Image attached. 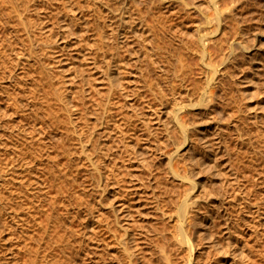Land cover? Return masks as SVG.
Listing matches in <instances>:
<instances>
[{
  "label": "rangeland",
  "instance_id": "obj_1",
  "mask_svg": "<svg viewBox=\"0 0 264 264\" xmlns=\"http://www.w3.org/2000/svg\"><path fill=\"white\" fill-rule=\"evenodd\" d=\"M48 1L49 4L43 3V6L47 7L45 12L50 11L48 8L51 4L54 6L58 1L62 6L64 0ZM118 1L121 4L122 0ZM181 1L183 2V0H129V3H136L135 6L133 5L135 9H132L137 12V15L139 14L142 22L140 21L139 24L136 19L135 24L128 18L131 24L128 22L124 27L127 38L120 39L123 40L122 45H124L120 48V52H124L125 48L129 49V52H122L124 67L123 65L118 69L112 67L117 70V75L115 72L114 75L121 85L117 89V95L121 94L117 97L112 95V99L108 97L110 92L106 61L95 62L92 55L94 47L90 45L95 42V36L91 32L86 33V36L79 40L76 26L68 32L67 28H63L68 20L59 21L57 27L51 15L49 19H44L46 20L44 31L49 34L46 39L50 45L44 48L40 59L38 55H32L31 59L28 55L25 68V56L10 51L6 32L0 25V59L4 56L5 63L10 68V72L8 68L3 69L6 74L1 82L3 88L0 86V219L4 224L0 226V264L22 263L25 257L22 249L28 241V235L36 236L37 231L36 226H29L33 221L31 215L35 217V222L42 219L46 224L47 213L38 214L35 208H30L31 201L46 199L48 195L45 191L55 193L58 187L60 188L59 197L54 203V217L60 222L54 223L57 227L54 236L58 233L64 235L68 230L69 233L67 232L64 237L69 242L65 244L67 247L54 245L41 247L40 250L46 254L54 253L56 257L62 256L61 249L66 250V253L69 250L72 252V258L74 257L72 264H92V251L98 253L103 251L102 249L99 251V248L93 250L95 236L100 239L104 236L103 227H101L103 223H98L97 219L100 218L99 216L101 219L113 216L115 213L113 207L121 208L122 214L128 212L125 220L131 224L130 227L135 235L141 239H144L142 234H145L147 229L174 228L173 221L163 218L155 209L158 202L167 214H174L184 188L188 186L186 182L180 181L168 172L165 156L169 152H173V155H176L174 154L176 152L180 153V156L176 155V165L180 168L183 166L187 169L192 168L197 187L208 192L204 194L205 198L200 199L201 202L207 200L216 203L211 210L212 218L209 220L212 222L208 229L212 238L211 240L203 239L198 245L193 264H232L233 262L264 264V0H235V2L217 0V5L222 12V27L220 32L209 36L211 40L209 44L217 46L210 48L211 52L216 51L210 52L213 55L211 59L214 60L213 58L216 57L217 60L214 61L217 62L221 55L217 54L225 50L228 52L231 45H234L235 49L231 60L218 64V81H214L211 86L213 91H217H215V97L218 98L215 100L216 105L214 104L215 107L218 105L216 112L212 110L215 109L214 106L212 109L209 108L208 112L201 111L198 106L194 108L186 106L183 112L189 122L196 121L200 128L199 131L190 133L189 145H179L180 140L175 133V128L172 131L173 137L175 135L174 139L172 137L170 140L165 135V124L169 121L165 113L167 114L166 110L173 106L176 97L179 101L183 100L185 104L186 101L188 102L187 98L189 101L193 98L191 95L195 94L193 96L196 98V91L200 89V86L205 85L203 76L206 71L203 69L200 57L199 60L196 57L199 56L200 51H197L199 47L194 43H197L194 37L202 33V30L206 31L213 26L212 22L205 21L206 16H213V7L209 0H185L188 4ZM81 4L84 5V12L88 15L90 12L86 9L87 3L82 1ZM77 6V0H75V17L80 11ZM135 11L132 13L133 16ZM117 13L118 11L113 14L114 17L110 16L107 20L116 21ZM117 23L115 22L114 25ZM141 30L149 35L142 33L140 36ZM157 32L160 34L158 39H156ZM142 38L145 40L142 41ZM175 41L179 42V45L173 46ZM13 42L16 43L15 50H20L18 48L20 41L12 38ZM190 42H193L191 47H189ZM211 42L217 45H212ZM156 43L159 45L157 46ZM221 43V47L226 48L225 50L220 49ZM192 44H194L193 48ZM177 46H181L180 49ZM144 47L152 57L154 56V62L151 65L145 64L147 59H144ZM181 48L182 51L184 50L183 53ZM217 48L221 51L218 52ZM169 49L174 50L170 52ZM25 52L28 54V48ZM185 53L189 55L185 56ZM179 55L182 63L177 57ZM160 59L162 62L158 61ZM177 63L181 65L177 67ZM174 67L177 69L182 67L181 69L184 70L175 68L179 71L176 74ZM185 68L186 73H184ZM79 73L88 76L89 83L85 77L82 80L81 76H76L71 88L69 79L73 74ZM177 75L181 77L177 78ZM158 77L161 79L159 80ZM166 77L170 79L173 77V80ZM167 80L172 83H168ZM174 80H178L180 85H176ZM32 82L37 83L32 84ZM215 82H218L217 85ZM149 84L152 85L151 89ZM186 84L187 86L190 84L193 88L191 92L193 94L189 95L191 98L186 96L190 91L188 94L186 92L187 89L192 88L191 86L187 88ZM179 86L180 89L177 91ZM160 88L164 92H161ZM29 89L33 91L30 92ZM55 91H63L65 98L60 101ZM174 91L179 94L175 95ZM162 93L163 98H161ZM14 95L17 99L12 98ZM107 97L113 103L110 107L113 116L112 119L109 118L111 121L106 120L108 128L103 132L100 117L102 122L105 119L101 116L103 115L102 107L104 102L107 103ZM97 100L103 105L98 106L96 110L91 109V106H97L95 105ZM58 107L60 109L57 112L58 117H54L52 111L54 108L57 110ZM82 107L88 108L89 113L92 112L87 122L82 119L81 114L84 111ZM69 109L72 110V117L75 119L70 125L75 122L74 126L81 125L82 130L85 123L88 127L96 125L97 139L104 144L103 146L110 147L107 162L100 166L101 171L95 169L92 163L90 164L91 161L81 153L78 139L74 140V137L78 138L81 128L75 129L77 136L75 132L69 137L66 136L68 126L66 127L67 123L64 122L69 119ZM77 114H80L81 118ZM77 116L80 118L79 121H76ZM58 119L61 121L60 127L54 124ZM144 121L150 124L152 129H143L146 128ZM76 122L79 123L76 124ZM157 123L162 125L159 126ZM21 125L23 133L19 131ZM61 132L63 137L60 135ZM21 134H24V137ZM25 134L28 135L25 136ZM131 138H134V141ZM66 139H69V142H66L68 141ZM131 140L134 145L137 143L135 145L137 153L127 147V143H131ZM60 142L67 146V150L63 151L64 147ZM203 143L212 148L213 152L211 151L210 156L206 157ZM59 144L62 146L58 147ZM89 150L91 154L93 153L92 158H96L97 152H94L93 147L88 146L87 151ZM110 157L112 158L109 160ZM53 158L60 160L69 158L71 161L67 166L61 165L60 170L53 175L50 172L55 168L51 164ZM191 158L195 161L194 163L191 162ZM212 163H216L214 168ZM51 176H58V178H48ZM161 198L163 200L159 202ZM122 202L125 203L121 205ZM44 207L45 211H50L46 205ZM226 224L230 227L229 229L225 227ZM63 231L66 232L63 233ZM29 243L40 247L37 240L29 241ZM220 246L224 247V251Z\"/></svg>",
  "mask_w": 264,
  "mask_h": 264
},
{
  "label": "bare ground",
  "instance_id": "obj_2",
  "mask_svg": "<svg viewBox=\"0 0 264 264\" xmlns=\"http://www.w3.org/2000/svg\"><path fill=\"white\" fill-rule=\"evenodd\" d=\"M82 1L87 3L86 9L89 10V12H90L88 15H86L84 12V9H83L84 5L81 4ZM133 1H135V0H133ZM230 1L235 2V0H230ZM47 2L49 4L48 0H0V25L4 29V31L6 32V35H5V36H7L6 41L8 43V46L10 47V51L15 52V54L25 56L24 67L26 68L28 55L30 56V59H31L32 55L33 56L38 55L39 56L38 59H40V56L43 54L44 48H46L50 45L49 41L46 39L47 37H49V34L46 33V31H44V29L46 27V20H44V19H46V18L49 19L50 16L52 15V18H53L54 22L56 23L57 27L59 26V21L66 19V20H68V23H64L63 28L65 27V29L66 28L68 29V32H71L73 30V27L76 26L77 33L80 37L79 40H82L86 36V33H88V32H91V34L95 36L94 37L95 42L90 46L94 47V49L92 51V55H94L93 58L95 59V62L106 61L105 63L107 66V71H108L106 73H107V75H109L108 89L110 92V95L108 97H110L112 99V97H111L112 95H113V97H117L119 94H121V93H118V95H117V89L121 85L118 81V78L114 75V72L117 75L116 69L121 68L122 65L124 67V58L122 55L123 51L120 52V50H121L120 48H122L124 45H122L123 40H120V39H123L124 37H126V34L124 32V27L128 22H130V21H128V18L131 20V22H134V23H135L136 19H137V23L140 24L142 22L141 17L138 16L139 14L137 15V12L135 10H133V9H135L133 7V5L136 3L135 2H133V4L129 3V0H122V2H120L121 4L118 3L119 2L118 0H77V4H78L77 8L80 9V11H78V13H79L78 16L75 17V11H76L75 7H74L75 0H64L62 2V6L60 5V3L58 1V3L54 6H52L53 4H51V7L48 8V9H50V11L48 10L47 12H45L47 7L43 6V3H47ZM183 2L188 4L187 1H185V0H183ZM183 2L181 1V3H183ZM209 3L213 7V16L212 17L206 16L205 21L206 22H212L213 26L212 27L210 26L209 29L206 31L202 30L203 31L202 33H198L197 37L196 36L194 37L197 39V43L193 41L199 47V48L196 47V48H198L197 51H200L199 56L197 55L196 57H197V59L200 57L201 63H202L204 68L202 66L201 67L204 69V71H206V73L203 76L204 77L203 80L205 82L204 83L205 85L200 86V89H198V91H196V98H194L193 95H195V94L191 93L193 90V88L191 86L192 84L191 83H190L191 85L188 84L189 86H191V88H192L191 90L187 89V88H189V86H187V84H186L187 88L186 87L185 88L187 89V92L186 91L185 92L188 94V91H190V93L186 96H188L190 98H191V96L193 97L192 98L193 100L191 99L190 101H189V98H187L189 103L186 101L185 104L188 103L186 105L183 104L182 99H181L182 101H179L176 99L177 97L175 95H177L179 93H176L174 91L175 95L174 94L173 95L176 97L175 98L176 100L174 99V102L172 100L173 106H171L170 109H167L169 111L166 110V112H168V113L166 114L164 112L165 115H167L169 117V121H167L165 124L166 126L164 125L165 126V135L168 137V139L171 140V138L173 137L172 131L174 130L173 128H175V130H176L175 133L178 134L179 140H180L179 145H181V144H183V145L188 144L189 145L190 141L188 139H190L189 138L190 133L193 131L197 132L200 130L196 121L191 122L192 120H190V122H191L190 123L189 119L184 117L183 112H185V110L187 108L186 106H189L191 108L198 106V108L201 111H205V112H208L209 108L212 109L213 106L215 107V105H216L215 100H216V98H218V97H215L216 96L215 94L217 91L216 90H215L216 92L213 91L211 89V86H212V83L214 81H218L217 80V76L219 75V74H217V71L219 68L218 64H224L229 59L231 60V58H233L231 56H233L234 49H235V46L231 45L229 48L230 50L227 52L225 50L226 48L221 47L222 46V43H221V45H220L221 48L220 47L219 48L220 49L224 48L223 50H225L226 52L225 51L220 52L221 50L218 51L219 49L217 48V51L220 52L217 55L221 54L219 57L217 56L219 58V60L217 62H215L217 60L216 57H215L216 59L213 58L215 61L211 59V56H213L211 53L212 52L214 53L216 51L214 50L211 52L210 50H212L213 48H215L217 46L214 47V46H211L209 44V40H210L209 36L211 37V35H214V34L220 32L221 27H222L221 26L222 25V12H221L220 7L217 5V0H209ZM116 11H118V13H117L118 17H117L116 21H114V20L110 21L109 20L110 21L109 22L107 20V18L110 16H111V18H112V16L114 17L113 14L116 13ZM133 11L136 12V13L134 12L135 16H133V14H132ZM213 19H214V21H213ZM76 20H77V22H76ZM107 21L109 24L107 23ZM115 22H118V23L116 25H114ZM131 22H130V24H131ZM7 23H10L11 25L9 26V24L7 25ZM201 27L203 28V26H201ZM199 29H200V27H199ZM134 31L137 32L136 30H134ZM152 31H154V30L152 29ZM172 32H173V30H172ZM142 33H146V32L141 30L139 32L140 36ZM42 34H44V35H42ZM146 34H148V33H146ZM158 34H159V32H157L158 37L156 39H158L160 37L159 36L160 34L159 35ZM152 36L154 37L155 35H152ZM12 38H16L20 41V46L18 47L20 50H15L16 48L14 47V45L16 43L15 42L12 43ZM148 38L150 39V37H148ZM143 40H145V39L142 38V41ZM181 40H180V42H181ZM152 42H153V40H152ZM175 42H176L175 45L172 44L173 46H176V44L179 45V42L178 43H177V41H175ZM193 42L189 43V47H191L190 45ZM239 43H240V41H239ZM213 44L217 45L216 43H212V45ZM228 44H229V42H228ZM156 45H157V43H156ZM192 45H193L192 46V48H193L194 44H192ZM143 46H144V44H143ZM154 46H155V44H154ZM160 46L162 47V45H160ZM179 47H181V46H179ZM179 47L177 46L178 49H180ZM228 47H229V45H228ZM27 48H28V54H27V52H25V50L27 51ZM177 48L175 47V49H177ZM196 48H194V49H196ZM210 48H212V49H210ZM143 49H144V51H143L144 59H147L145 64H146V66H147V64L151 65V63L154 62V60H153L154 56L152 57V55L147 51L146 47H144ZM169 50L171 52L174 49L173 50L169 49ZM126 51L128 53L129 49L125 48L123 53H125ZM181 51H182V48H181ZM197 51H195V52H197ZM176 52H178V50ZM183 52H184V50L182 51V53ZM189 53H192V52H189ZM180 55L177 56L178 59H181ZM186 55L188 56L189 54L185 53V56ZM106 56H107V59L105 60ZM185 58H187V57H185ZM185 58H184V60H185ZM157 59H158V57H157ZM158 61H161V59ZM178 63H177V67H179L178 65H181ZM180 63H182V59H181ZM183 63H185V62L183 61ZM186 64H184V66ZM189 65H190V63L188 64V66ZM7 66L8 65L5 63L4 56H3L2 59H0V86L2 88H3V85L1 82H2V79L5 78V74H6L5 71H3V69L8 68V71L10 72V68ZM102 66H105V65H102ZM113 66L116 67V69H113L112 68ZM177 67H174V70H176ZM189 67H188V69L192 70V68H189ZM201 67H200V69L202 70ZM98 68H100V67H98ZM156 68L158 69V67H156ZM181 68L182 67H180L177 70H180ZM186 68H185L184 73L187 72ZM164 70H165V67H164ZM177 70H176L177 73L173 70L172 71H173V73L178 74L179 71H177ZM183 70L181 69V71H183ZM166 71H168V70H166ZM119 72L120 71L118 70V73ZM167 73L169 74V72H167ZM170 73L173 74L171 71H170ZM79 74H73L72 78L69 79V84L71 85V88L73 87L76 76H81L82 80H84V77H85L87 82H88V80H89L88 76H85L82 73H79ZM159 74H158V76H159ZM176 74H175V76H176ZM187 74L189 75V71ZM180 75H181V72H180ZM160 76H161V74H160ZM166 76L170 77V75H166ZM178 76L179 75H177V78H178ZM173 77H171V79L167 78V77L166 78L173 80L172 79ZM179 77H181V76H179ZM158 79H159V77H158ZM164 79H165V77H164ZM170 80H167L168 83L171 82ZM174 81L176 82L175 84L177 85L178 80H174ZM179 81H180V79H179ZM193 82H194V80H193ZM219 82H220V79H219ZM33 83H37V82H32V84ZM182 83L184 84V82H182ZM216 83H218V82H215V84ZM172 85L175 86L174 84H172ZM178 85H180V84H178ZM149 86L151 89L152 85L149 84ZM195 86H194V88H195ZM168 87H169V85H168ZM178 89H180V86L177 88V91H178ZM213 89H215L214 86H213ZM29 90H30V92L33 91L32 89H29ZM67 90L69 91V88H67ZM161 90H162V88H160V91ZM170 90H172V89L170 88ZM161 92H164V90ZM66 93H67V91H66ZM25 94H26V92H25ZM27 94L29 95V92ZM181 94L184 95V93H182V92H181ZM190 94H193V95L189 96ZM55 95L60 101H62L65 98V93L63 91H59V92L55 91ZM157 95L159 96V94H156V96ZM171 95H172V93H171ZM14 96L12 98L17 99V96L16 95H14ZM23 97H25V96H23ZM160 97H161V95H160ZM163 97H164V94L161 98H163ZM180 97H182V96H180ZM21 98H22V96H21ZM26 98L28 99V97H26ZM107 98H106V101H107ZM184 101H185V99H184ZM105 103L106 102H104V106L102 107V114L103 115H101V113H100L101 116L105 117V119L102 122H101L102 117H100L101 118L100 119V123H101L100 126L102 127L103 132H104V130H106V128H108V125L106 124V120L109 121L110 120L109 118L111 117V119H112V116H113L111 109H110V107L113 103L110 102L109 98H108L107 103L106 104ZM101 104L103 105V103H99V101H98L95 104L97 106L96 107L91 106V109L96 110L98 106L101 107ZM217 104H218V102H217ZM29 106H31V105L29 104ZM71 106L73 107V105H71ZM216 107H215V109H212L213 111L215 110L214 112H216V110H217ZM198 108H197V110H198ZM55 109L56 108H54L52 111L53 115H54V117H58L57 112H58V110L60 111V109H59V107L57 110H55ZM81 109L84 110V111L81 110L83 113L80 111V113H82L81 114V116L83 117L82 119H84L87 122L88 117L92 116V112L89 113L87 111L88 108L83 109V107H82ZM78 110H80V109H78ZM187 110H189V109H187ZM71 111L72 110L69 109V113H70V115L68 117L69 119L68 120L66 119L65 121H67V122H64L65 124L67 123L66 127L68 126L66 128L67 129L66 131H68L66 136H68V137H69V135H72V133L75 132L76 128L79 127L78 125H77L78 127H76V125L74 126L75 122H73V124L70 125L74 119L72 117ZM74 111H76V110H74ZM78 116L80 117V114ZM78 116H77V118H78ZM80 118H78V120H76V121H79ZM82 119H81V121L83 122ZM160 119H161V116H160ZM20 121H19V124H20ZM74 121H75V119H74ZM60 122L61 121H59V119H58L57 121H55L54 124L56 126L60 127L59 126ZM162 122H160V123H162ZM57 123H58V125H57ZM78 123L79 122H76V124H78ZM146 124L147 123L145 122L144 126H146V128L143 126L144 127L143 129H146V130L152 129L151 128L152 126L150 127V124L149 125L148 124L146 125ZM25 125H27V123H25ZM25 125H24V127H25ZM157 125H159V124L157 123ZM157 125H156V127H157ZM160 125H162V124H160ZM164 126H163V129H164ZM21 127H22V125L20 126L19 131H22V133H23L24 130L21 129ZM83 127H84V125H83ZM79 128H81V129H79ZM79 128H78L79 130H82L81 125ZM17 130L18 129H16V131ZM16 131H14V132L16 133ZM96 131H97L96 125H95V127L91 126V125L88 127L87 123H85V127L83 128V130L80 133H78L79 131L77 132L78 138L74 137L75 138L74 140L78 139V143H80V145H81V153L84 156H86L89 161H91L90 164L92 163L93 167L95 169H99V171H101L100 166L105 164V161L108 159V157H109L108 152L110 150L109 149L110 147L107 145H106L107 147H105V146H103L104 144L99 142V139H97L98 134L96 133ZM149 131H151V130H149ZM25 133H27V132H25ZM64 133H65V131H64ZM148 133H150V132H148ZM27 135L25 134V136H27ZM60 135L61 136L63 135L62 132ZM75 135H76V132H75ZM18 136H19V134H18ZM121 137H120V139H121ZM28 138H23V139L28 140ZM71 138L72 137H70V139ZM174 138H175V135L172 139H174ZM66 140H68L66 142H69V139H66ZM70 141H73V140H70ZM133 141L131 143H127L128 144L127 147H130L132 152L137 153V150L135 149L136 148L135 145L137 143L135 142L136 144L134 145ZM22 143H25V141L24 142L22 141ZM30 143L31 144L33 143L32 140H30ZM124 143H126V141ZM61 144H63V143H61ZM205 144L203 143V150H204L206 157H207V156H210L212 148H210L209 146H207ZM110 145L112 146V144H110ZM60 146H62V145L59 144L58 147H60ZM88 146H89V148L93 147L94 152H97V155H95L96 158L93 157L96 160H94L91 156L93 153L91 154L90 150H89L90 152L87 151ZM125 146L126 145H124V147ZM62 147H64L63 151H65L67 146L65 147L63 144ZM77 148H78V146H77ZM128 150H129V148H128ZM174 154H176L177 157L180 156V153L176 152ZM176 155H173V152L172 153L169 152V154H167L165 156L166 157L165 158L166 159V162H165L166 168H167L168 172H170L172 174L173 177L179 179L182 182H186L188 184V186L184 188L182 197L180 198V200L178 202V206H177V209L174 212V214H172V213L167 214L164 207H162L160 204H158V202H156V207H155V209L160 212V215L163 218H166L168 221H170V220L173 221L172 223H173L174 228L169 229V228H165V227H163V228L153 227V228L147 229L146 233L142 234L144 236V239H141V237H138L137 235H135V232L130 227L131 224H129V222L127 220H125L126 217L128 216V212L122 214V212L120 211L121 208L116 209L115 207H113V210L115 211L113 216H106L103 219H101V216H99L100 218L97 219L98 223H103L102 226H101V224H98V225L103 227L102 233L104 234V236L101 239L98 236H95L96 239H95V243L93 246V250H97L99 248V251H100V249H102L103 251L99 252V253L96 251H92V264H193V258L195 257L194 254H195V251L198 250L197 249L198 245H200V243L203 239L205 240L207 238V239L211 240V238H212L210 231L208 230L211 226L210 225L211 221L209 222V220H211V218H212L211 210L213 209V207L216 203H213V202H210L207 200H205L203 203L201 202L200 199L203 197L205 198L204 194L205 193L208 194V192L202 191V188L200 189V187L199 188L197 187L196 180L193 178V175H192V168L187 169L184 166H183V168H180L179 165H176V163H175ZM48 157H49V155H48ZM52 157H54V156H52ZM111 158L112 157H110L109 160ZM190 160L193 163L195 162L193 160V158H191ZM46 161H47V159H46ZM70 161L71 160L69 158H66V160H60L59 158L51 159V164H53L55 166L54 170L50 171L51 174L55 175L57 173V171L60 170L61 165L67 166L70 164ZM11 162H13V161H11ZM111 162H113V160ZM12 165H13V163H12ZM211 165L214 168L216 166V163H212ZM1 175H3V173H1ZM48 178L57 179L58 176H53V177L51 176ZM48 182H50L49 179H48ZM49 184H51V183H49ZM59 189L60 188L58 187V190ZM58 190L56 189L55 193H48L49 191L46 190L45 194L48 195V196L46 195L47 196L46 199H41V200L36 199L37 201L32 199L31 204H30V208H35L37 210L38 214H40L42 212L47 213L46 217H45L46 224L43 223L42 219L36 220V222H35V217H33V215H31L33 221L29 226L30 227L36 226V229H37V231L35 233L36 236H33V235L29 236L28 235V241L25 242L24 248L23 249L21 248L22 252L25 253V257H24L21 264H70L71 261L73 260L74 257L72 258V254H71L72 252L69 250L66 253L65 252L66 250L61 249L60 255H62V256H59V257H56L54 253L53 254L52 253L51 254L50 253H47V254L42 253V251L40 250L41 247L42 248H46V246L47 247H53L54 245H56L58 247H60V245L67 247L65 244L67 242H69V240H67V238L64 237V235L67 234L68 230H67V232L63 231V233L66 232L64 235L61 233H58V235L56 234V236H54V233L57 231V227H55V224H58V222H60L59 219H56L54 217V214H55L54 213L55 212V204L54 203L56 202L57 197H59ZM161 200H163V199L162 198L159 199V202H161ZM44 201H45V203H44ZM100 202H102V201H100ZM60 203H61V201H60ZM124 203L125 202H122L121 205H123ZM202 204H204L205 206L203 205L204 206L203 207ZM219 204H222V203H219ZM44 205H46V208H48L50 210L49 212H47V210L45 211ZM201 206L203 209L201 208ZM117 210H118V212H117ZM65 214H66V212H65ZM67 215H68V213H67ZM2 222L3 221L0 219V226L4 225ZM211 224H212V222H211ZM60 225L61 224H59V226ZM225 227L227 229L230 228L228 226V224H226ZM68 229H69V227H68ZM139 234H141V233H139ZM54 237H56V238H54ZM68 237H70V236H68ZM32 240H37L40 247H35V246L31 245L29 243V241H32ZM143 243H145V244H143ZM80 246H82V245L80 244ZM220 247H221V250L224 251V247L223 246H220ZM74 260H76V259H74ZM232 264H235V262H233Z\"/></svg>",
  "mask_w": 264,
  "mask_h": 264
}]
</instances>
